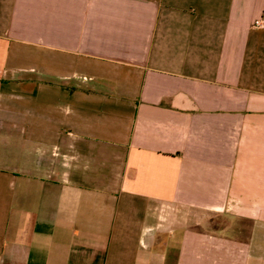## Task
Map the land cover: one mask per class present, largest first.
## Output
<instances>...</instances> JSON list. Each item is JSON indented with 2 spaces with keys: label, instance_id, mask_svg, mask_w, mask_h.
I'll list each match as a JSON object with an SVG mask.
<instances>
[{
  "label": "crops",
  "instance_id": "1",
  "mask_svg": "<svg viewBox=\"0 0 264 264\" xmlns=\"http://www.w3.org/2000/svg\"><path fill=\"white\" fill-rule=\"evenodd\" d=\"M264 0H0V264H264Z\"/></svg>",
  "mask_w": 264,
  "mask_h": 264
},
{
  "label": "built area",
  "instance_id": "2",
  "mask_svg": "<svg viewBox=\"0 0 264 264\" xmlns=\"http://www.w3.org/2000/svg\"><path fill=\"white\" fill-rule=\"evenodd\" d=\"M253 27L264 28V17L255 20V22L253 23Z\"/></svg>",
  "mask_w": 264,
  "mask_h": 264
}]
</instances>
